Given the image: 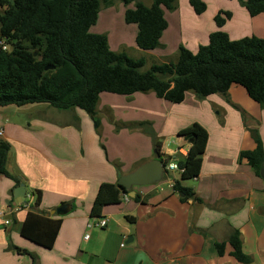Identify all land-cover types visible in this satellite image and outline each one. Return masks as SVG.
Returning a JSON list of instances; mask_svg holds the SVG:
<instances>
[{
	"label": "crops",
	"instance_id": "obj_1",
	"mask_svg": "<svg viewBox=\"0 0 264 264\" xmlns=\"http://www.w3.org/2000/svg\"><path fill=\"white\" fill-rule=\"evenodd\" d=\"M246 18L252 29L232 39L264 37V14ZM200 100L201 110L188 118L187 125L179 124L163 141L148 136L143 148L132 145V150L109 148L103 139L108 125L101 122L97 128L81 108L60 110L47 103L0 106V138L10 144L7 170L20 182L0 176V211L21 199L18 188L25 184L27 191L42 192L40 205L33 209L63 219L55 246L46 249L21 236L28 209L0 216V264H244L230 254V247L221 255L215 246L235 230L252 257L250 264H264V180L240 159L243 150L256 145L249 129L258 128L264 143V108L238 84L226 94ZM115 104L107 108L110 125L122 123L132 139L143 130L140 123L148 122L151 128L154 121L156 126L163 117L161 110L173 111L175 106L153 92L123 96ZM194 122L208 130L209 141L201 173L183 185L193 188L202 201L183 200L172 185L180 177L164 169L160 180L128 189L134 197L127 195L125 200V195L121 204L105 207L100 219L108 221L113 229L108 233L117 235L116 243L113 238L106 242L100 254L89 250V244L85 248L81 235L91 223L100 185L119 183L153 160L150 145L156 149L157 142L162 159L170 157L178 163L191 147V141L178 132ZM63 203L70 205V212L53 215L52 210ZM9 218L11 223L6 224Z\"/></svg>",
	"mask_w": 264,
	"mask_h": 264
},
{
	"label": "trees",
	"instance_id": "obj_2",
	"mask_svg": "<svg viewBox=\"0 0 264 264\" xmlns=\"http://www.w3.org/2000/svg\"><path fill=\"white\" fill-rule=\"evenodd\" d=\"M122 1L127 5L126 22L138 26V48L150 51L161 46L163 34L169 27L166 10L176 9L178 0H152L151 5L137 0ZM242 1L252 17L264 14V0ZM110 2L0 0V39L6 38L12 46L11 50L0 47V106L47 103L60 110L81 108L98 128L101 124L98 104L103 92L124 96L153 92L161 99L179 104L185 101L188 92L193 91L203 99L217 93L226 94L238 84L264 108V37L251 35L232 39L224 30H216L210 33L208 44L200 45L196 53L180 45L177 61L161 62L143 70L144 58L114 51L106 34L91 32L102 5ZM190 4L198 14L207 10L203 0H190ZM226 16L231 17V13L227 12ZM215 20L219 27L225 23L220 15ZM139 125H148V122ZM249 131L256 145L254 149L243 150L240 159L261 176L264 143L258 128ZM178 135L193 141L187 156L178 160L184 171L180 178L173 179V189L185 194L183 200L202 201L196 197L194 189L184 186L183 182L201 173L209 132L199 122H194ZM155 147L160 152L159 142ZM9 151V142L0 138V176L7 175L20 183L7 170ZM167 160L173 159L168 157ZM34 193L36 207L40 205L42 192ZM128 193L119 183L103 182L92 204L91 218H102L105 207L121 204ZM140 199V195H136L135 200ZM62 223V217L31 209L22 225L21 236L40 247L52 249ZM215 246L221 255L230 247V254L239 262H252V257L244 250L239 230L227 241L216 242ZM16 249L20 254H29L25 249Z\"/></svg>",
	"mask_w": 264,
	"mask_h": 264
},
{
	"label": "rangeland",
	"instance_id": "obj_3",
	"mask_svg": "<svg viewBox=\"0 0 264 264\" xmlns=\"http://www.w3.org/2000/svg\"><path fill=\"white\" fill-rule=\"evenodd\" d=\"M137 1H142L147 5L152 4V0ZM203 1L207 4V10L203 14L196 13L193 6L190 4V0H178L176 9L166 10V18L169 22V27L163 34L161 46L154 50L145 51L138 48L136 44L138 26L137 24H129L126 22L125 11L127 5L122 0H111L109 5H102L99 19L97 23L91 27V32L95 34H106L109 38L110 47L114 51L126 52L128 55L135 58H144L146 63L143 70H147L154 64L165 61H177L180 45H184L192 52L196 53L200 45L208 44L209 33L216 30L229 32L228 34H230L231 38H234L240 31L245 30L246 32L252 29V26L248 23L250 20L246 18L248 15H251L242 0ZM130 6L132 7L134 4ZM227 12L231 13L232 19L227 18ZM217 15L225 19V23L222 27H219L215 20ZM123 96L124 95L103 92L101 93L100 102L98 104L99 117L101 116L100 121L108 125L103 134V139L111 149L118 146L122 148L127 147L132 150V145L136 146L135 148L141 149L143 148V143H146L145 139H147L146 137L148 136H150L152 141L156 136L162 141L165 140L168 134L174 132L173 128L177 127L179 124H188V118L195 115V112L201 110L203 101L200 100L201 98H196L197 96L193 91L188 92L185 101L175 104L172 109L173 111L170 109L166 111L161 110V112H163V117L160 122L158 119L159 123L156 121V126L155 122L151 121V128L144 125L143 130L137 134V137L132 139L131 135L128 134L126 130H123L124 127H122V123H111L110 125V114L107 108L113 103H119ZM175 140L176 136H173L172 142ZM154 150V146L151 147L150 145L151 153L153 152V154H155ZM170 173L173 174V172ZM175 174L181 177L179 171H175ZM96 221L95 219L91 220L90 224H92V226L89 225L86 227V230L81 235V240L85 248L86 244H89V250L93 248L96 254H100L106 242L113 238L116 243L117 235L114 233L109 235L108 231L113 230L110 225L101 228L96 225ZM85 235H88V239H85ZM97 261H99L98 258Z\"/></svg>",
	"mask_w": 264,
	"mask_h": 264
},
{
	"label": "water",
	"instance_id": "obj_4",
	"mask_svg": "<svg viewBox=\"0 0 264 264\" xmlns=\"http://www.w3.org/2000/svg\"><path fill=\"white\" fill-rule=\"evenodd\" d=\"M47 68H54V66H48ZM190 141L192 142L193 139H190ZM154 153H155L154 154L155 158L153 160L142 165L133 173H130L128 175L121 177V179L119 180V184L122 186V188H125L128 190L133 185L152 183V182L160 180L163 177L162 175L166 167V161L162 159L161 154L157 149L154 150ZM260 175L264 180V168H262ZM18 191H20V195L22 197L21 199H18L16 201V204H20L24 201V198L27 192L25 184H21V186L18 188ZM18 194L16 192V197L19 196ZM128 195L131 197H134L135 192L130 191ZM181 195L184 196L185 194L181 193ZM70 210H71L70 205L68 203H63L60 206H58L56 209H53L52 214L53 215L57 214V215L62 216V215L68 214Z\"/></svg>",
	"mask_w": 264,
	"mask_h": 264
},
{
	"label": "built area",
	"instance_id": "obj_5",
	"mask_svg": "<svg viewBox=\"0 0 264 264\" xmlns=\"http://www.w3.org/2000/svg\"><path fill=\"white\" fill-rule=\"evenodd\" d=\"M0 47L3 50H11L12 49V46L9 44V42L7 41L6 38L0 39ZM0 134H2V132ZM165 161H166L165 169H167L168 171H179L180 173H182L184 171V169L179 166V164L177 163L176 160L168 161L167 159H165ZM172 182H173L172 185H174V180H172ZM127 195L128 194H126L125 200L129 199V197ZM36 200H37L36 194L33 191H27L25 198H24V201L22 203L16 204V205L10 207L8 210H1L0 216L6 217L8 214H13L14 211L21 209V208L31 210L34 207ZM5 223L10 224L11 223L10 219H6ZM96 225L100 226L101 228H105L108 225V221L106 219H97ZM90 226H92V224H90ZM85 238L88 239V235H86Z\"/></svg>",
	"mask_w": 264,
	"mask_h": 264
}]
</instances>
